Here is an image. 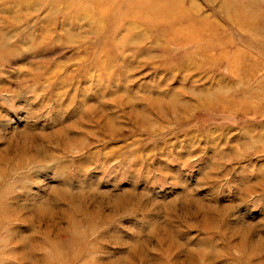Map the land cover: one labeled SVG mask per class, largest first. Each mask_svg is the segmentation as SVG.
Masks as SVG:
<instances>
[{
    "label": "rangeland",
    "instance_id": "obj_1",
    "mask_svg": "<svg viewBox=\"0 0 264 264\" xmlns=\"http://www.w3.org/2000/svg\"><path fill=\"white\" fill-rule=\"evenodd\" d=\"M140 1L0 0V264H264V87ZM233 1L183 21L246 52Z\"/></svg>",
    "mask_w": 264,
    "mask_h": 264
},
{
    "label": "bare ground",
    "instance_id": "obj_2",
    "mask_svg": "<svg viewBox=\"0 0 264 264\" xmlns=\"http://www.w3.org/2000/svg\"><path fill=\"white\" fill-rule=\"evenodd\" d=\"M244 1L246 3V0ZM140 2L141 3H139L137 7L140 6V8L144 10L148 23L152 24L153 27L160 31L171 32V36L174 37L173 39L177 46L181 48L196 47L198 51L205 54L204 59L207 61H213V59L225 61L223 63L224 67L231 73L234 80L241 84V88H239L240 92L245 93L242 94V96L246 95L248 91L247 88L257 89L264 87V76L262 80L253 84L250 83L254 80L253 78L257 75L256 73L264 69L263 62H259L260 58H264V28L255 27V25H259V22L253 17L247 16V9L250 7L242 5V0L233 1L228 6V10L225 9L229 12L228 14L230 17L227 18L230 20V23L234 24L241 32L249 37V41L246 45L247 48L245 49L255 54L251 58L248 51H240L241 49L237 46L235 47V43L228 44L230 39L227 38L225 40L224 35L223 37L220 36L221 34L216 30L218 28L216 25L210 24L206 27L204 24L200 23V21H197V16L193 15L191 18H194L196 23H189L186 19L183 21V19L186 18L185 16L193 12L190 11V7H193V5L185 8L183 6V0L182 3L181 0H141ZM121 6L122 5L119 4L116 8L118 9ZM231 18H235L236 21ZM107 20L110 21V18L107 17ZM262 24L264 23L262 22ZM183 27L188 29L184 30L182 29ZM257 44L259 47L256 46ZM230 52L231 55L227 56ZM240 59L245 62L240 61ZM262 74L264 75V72ZM249 83L251 85H249ZM262 95V93H251L252 99L259 97L262 100L264 99ZM223 98L225 99L226 97ZM227 104L228 102L225 101L221 106L224 107Z\"/></svg>",
    "mask_w": 264,
    "mask_h": 264
}]
</instances>
